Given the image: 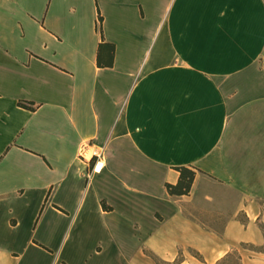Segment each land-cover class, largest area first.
<instances>
[{
  "label": "crops",
  "instance_id": "1",
  "mask_svg": "<svg viewBox=\"0 0 264 264\" xmlns=\"http://www.w3.org/2000/svg\"><path fill=\"white\" fill-rule=\"evenodd\" d=\"M257 201L264 0H0V264L213 263Z\"/></svg>",
  "mask_w": 264,
  "mask_h": 264
},
{
  "label": "rangeland",
  "instance_id": "2",
  "mask_svg": "<svg viewBox=\"0 0 264 264\" xmlns=\"http://www.w3.org/2000/svg\"><path fill=\"white\" fill-rule=\"evenodd\" d=\"M89 155H90V152L86 156H89ZM229 198L233 199V196L229 195ZM226 203L228 205V201H226ZM257 203L260 204L262 207H264V201H257ZM199 207L202 213L212 211L208 206L204 204L199 205ZM200 219L209 221L208 222L209 225H212L211 224L212 217L202 214V216H200ZM261 229L262 231H264V226H261ZM261 247L262 246H252L249 244H241L240 246H238L236 249H233L228 254L235 253L236 255H238V257L240 258L241 264H264V253H261L262 255H258L256 254L258 252H255L253 250L255 248L261 249ZM217 261L213 263H206L204 262V259L201 256H199L197 253H195L191 249L179 250L176 258L172 262L164 261L158 258L157 256L150 254V264H216Z\"/></svg>",
  "mask_w": 264,
  "mask_h": 264
},
{
  "label": "trees",
  "instance_id": "3",
  "mask_svg": "<svg viewBox=\"0 0 264 264\" xmlns=\"http://www.w3.org/2000/svg\"><path fill=\"white\" fill-rule=\"evenodd\" d=\"M98 22L101 23L100 18H98ZM102 47L103 46L100 45L98 48V55H97L98 65L100 64L99 57H100ZM107 47L110 48V51L112 53L113 47L111 45H107ZM111 61H112V55L110 56V63L108 66L111 65ZM19 105L22 107H26L25 105L21 103H19ZM175 170L179 173L178 181L175 185L166 184L165 185L166 191L168 195L175 196V197L187 195L190 191V188H191L194 176H195V172L185 167L176 168ZM253 250L258 253H264V245H262L261 249L255 248ZM216 264H241V262H240V258L238 257V255L233 253V254H226L220 260H218Z\"/></svg>",
  "mask_w": 264,
  "mask_h": 264
},
{
  "label": "built area",
  "instance_id": "4",
  "mask_svg": "<svg viewBox=\"0 0 264 264\" xmlns=\"http://www.w3.org/2000/svg\"><path fill=\"white\" fill-rule=\"evenodd\" d=\"M84 148L85 147H81L80 148V151H79V159H81V160H86V153L84 152ZM94 157L96 158V159H98V156L97 155H94ZM99 163L96 161V163H95V165H94V168H93V171H97V170H99V169H97V165H98Z\"/></svg>",
  "mask_w": 264,
  "mask_h": 264
},
{
  "label": "bare ground",
  "instance_id": "5",
  "mask_svg": "<svg viewBox=\"0 0 264 264\" xmlns=\"http://www.w3.org/2000/svg\"><path fill=\"white\" fill-rule=\"evenodd\" d=\"M89 156H86V158H88ZM99 167H100V165L99 166H97V169H99Z\"/></svg>",
  "mask_w": 264,
  "mask_h": 264
}]
</instances>
